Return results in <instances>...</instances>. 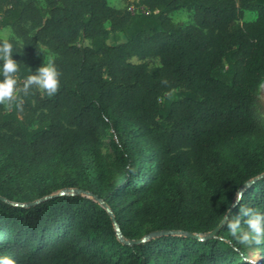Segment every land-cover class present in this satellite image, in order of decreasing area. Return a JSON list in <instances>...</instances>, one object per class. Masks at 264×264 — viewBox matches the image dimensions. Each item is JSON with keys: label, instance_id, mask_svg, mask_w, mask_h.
I'll list each match as a JSON object with an SVG mask.
<instances>
[{"label": "trees", "instance_id": "trees-1", "mask_svg": "<svg viewBox=\"0 0 264 264\" xmlns=\"http://www.w3.org/2000/svg\"><path fill=\"white\" fill-rule=\"evenodd\" d=\"M134 5L0 0L21 81L43 63L33 62L38 44L61 72L56 95L33 89L22 111L0 104V254L17 264H264V246L238 245L226 222L212 238L188 235L211 233L228 209H264V0ZM182 10L193 13L187 26L172 21ZM247 11L257 19L243 22ZM108 129L115 165L100 141ZM66 190L103 202L126 241L176 234L125 244L99 202Z\"/></svg>", "mask_w": 264, "mask_h": 264}, {"label": "clouds", "instance_id": "clouds-1", "mask_svg": "<svg viewBox=\"0 0 264 264\" xmlns=\"http://www.w3.org/2000/svg\"><path fill=\"white\" fill-rule=\"evenodd\" d=\"M19 41H14L7 36L0 38V104L13 105L17 110H23L22 97L30 95L33 89L42 95L52 97L56 95L61 85V72L54 58L48 55L44 62L34 71L23 78L19 76L20 63L14 59V53H18ZM41 53L46 49L38 44ZM243 198L238 193L236 200ZM233 208L236 207L234 203ZM225 226L238 245L244 247L264 246V209L240 205L238 211L232 214L231 209L222 217ZM0 264H17L14 257L8 254H0Z\"/></svg>", "mask_w": 264, "mask_h": 264}, {"label": "rangeland", "instance_id": "rangeland-1", "mask_svg": "<svg viewBox=\"0 0 264 264\" xmlns=\"http://www.w3.org/2000/svg\"><path fill=\"white\" fill-rule=\"evenodd\" d=\"M109 3L111 6L118 8V9H124V8H130L131 10H135V0H109ZM40 4L43 5V2L40 1ZM172 21L177 26H187L193 22V13L187 10H182L179 12H175L171 15ZM257 19V12L256 11H247L245 12V18L243 22H251L255 21ZM7 36L8 38L13 37V33L10 29H4L0 31V38H3ZM48 55H51L53 58L55 56L50 53L49 51H45L44 54L40 52L39 48H37V52L35 57L33 58V62L43 61L44 58L46 59ZM133 63H140V61L136 58L132 59ZM147 63L150 68H155L159 66V62L154 59L147 60ZM261 96L264 99V83L261 86L260 89ZM114 136V131L112 129H108L106 133L100 137V141L102 144V149L104 154L107 156L108 160L115 165L116 164V150L114 148V145L112 144V137ZM62 191L61 193H63ZM259 257H255L254 260H258Z\"/></svg>", "mask_w": 264, "mask_h": 264}, {"label": "water", "instance_id": "water-1", "mask_svg": "<svg viewBox=\"0 0 264 264\" xmlns=\"http://www.w3.org/2000/svg\"><path fill=\"white\" fill-rule=\"evenodd\" d=\"M257 179L253 180L252 182L249 183V185H251L253 182H255ZM64 194H70V195H82V196H88V197H92L94 198L95 201L99 202L103 208H105V210L109 213V215L111 216L112 218V221L115 225V229H116V232H117V236L119 238V240L125 244H129V245H133V244H139V243H142L146 240H149L153 237H157V236H161V235H168V234H176V232H156V233H152L150 235H147L145 236L144 238L138 240V241H126L124 240L122 237H121V234L119 232V229H118V226L115 222V219L113 218L112 216V213L111 211L108 209V207L103 203L101 202L99 199H97L96 197H94L91 193H88V192H84V191H81V190H66L64 191L63 193H61V195H64ZM0 200H3V199H0ZM4 201V200H3ZM35 204V203H34ZM225 222L223 221L220 226L218 228H216L214 231H212L211 233L201 237L200 235H191V234H188L190 237H193L195 239H209V238H212L214 237L217 232L219 231L220 227L224 224Z\"/></svg>", "mask_w": 264, "mask_h": 264}]
</instances>
